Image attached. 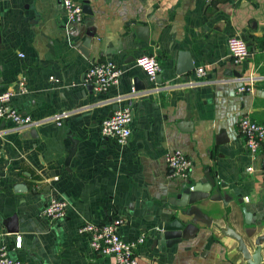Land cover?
Masks as SVG:
<instances>
[{
    "label": "crops",
    "instance_id": "1",
    "mask_svg": "<svg viewBox=\"0 0 264 264\" xmlns=\"http://www.w3.org/2000/svg\"><path fill=\"white\" fill-rule=\"evenodd\" d=\"M76 1L84 10L78 23L60 0H0V92L14 90L11 105L39 122L19 128L0 119V246L23 264H115L93 253L78 227L121 216L124 239L146 233L137 264H245L222 229L240 234L251 252L264 234L242 211L264 216V140L251 156L237 127L245 115L264 126V0ZM232 35L250 52L239 64L226 45ZM141 54L158 60L156 81L135 63ZM104 61L121 69L119 82L88 90V67ZM249 77L252 90L238 92ZM124 107L131 134L119 145L100 136L99 124ZM173 150L192 160L186 178L170 175L165 155ZM206 172L225 185L194 205L210 224L179 212L198 230L161 252L158 214ZM52 198L68 207L50 221L40 212Z\"/></svg>",
    "mask_w": 264,
    "mask_h": 264
},
{
    "label": "built area",
    "instance_id": "2",
    "mask_svg": "<svg viewBox=\"0 0 264 264\" xmlns=\"http://www.w3.org/2000/svg\"><path fill=\"white\" fill-rule=\"evenodd\" d=\"M60 3L70 22L78 23L83 20L84 12L80 2L60 0ZM226 45L232 61L236 64L241 63L250 55L246 41L239 35L230 36ZM20 55L23 56L22 53ZM135 63L144 70L150 80H153L160 70V64L153 54H141L136 58ZM121 73V69L112 61L98 62L88 67L84 82L92 84L96 91H106L119 82ZM195 73L198 77H202L206 74V70L198 67ZM248 80V85H241L238 92L252 90L253 78L249 77ZM14 94L15 91L12 89L0 92V119L10 120L19 128L37 126L39 122L35 121L30 114L21 112L11 105V98ZM65 117V114L56 115L54 120L59 123ZM131 120L132 114L129 107L115 109L101 120L99 134L106 140L123 145L131 134ZM237 127L247 152L254 156L264 140V126L245 115L239 119ZM165 161L171 176L186 178L192 167V160L179 150L167 152ZM67 207L65 200L52 198L41 210L40 216L50 221L60 219L65 217ZM124 223V218L121 216L113 217L103 224L86 221L79 225L78 233L87 239L93 253L112 257L115 264H137V251L144 244L146 233L142 232L132 239H124L120 233ZM16 246L18 248L20 246L19 236ZM0 264L23 263L9 256L7 246H0Z\"/></svg>",
    "mask_w": 264,
    "mask_h": 264
},
{
    "label": "water",
    "instance_id": "3",
    "mask_svg": "<svg viewBox=\"0 0 264 264\" xmlns=\"http://www.w3.org/2000/svg\"><path fill=\"white\" fill-rule=\"evenodd\" d=\"M84 12V10H83ZM86 38L84 40V48H81V52L87 55V48L91 42V33L86 34ZM143 38V37H142ZM144 40L148 38L144 36ZM189 69H193L192 64H190L189 68L183 69L179 66V70L177 73L183 71H187ZM156 81V77L154 78ZM84 82V78L82 80ZM58 82V79L55 80V83ZM88 90H93V85L87 83ZM136 88V87H135ZM137 90V88H136ZM111 114V113H110ZM109 114V115H110ZM72 147L68 150V155L65 159L64 165L69 166L70 160L72 156L76 152L77 140L71 141ZM205 180H201L199 182H195L194 184L189 185V183L185 184L181 187L180 194L178 199L175 202L169 201L170 206L166 208V210L161 211L159 215V222L156 226L155 233V241L157 248L164 252L165 249H171L173 246L181 241L182 238L189 237L188 234L197 231L198 228L193 224V222H184L178 216L180 214L184 215H193L195 219H203L206 224H210V220L204 215L196 206H194L198 201L208 198L209 193L214 189L215 192L219 194L220 187H224L225 185L222 182H219L216 177L204 173ZM164 204V202H162ZM188 208H184L187 207ZM242 211L244 214V220L246 223L251 224L254 223L256 225H264V216L256 219L255 216L246 210V207H242ZM180 212V214H179ZM176 215H178L176 217ZM14 231V230H13ZM222 233L233 238L237 242L238 252L242 255V258L245 264H262V242H264V234L258 235L254 240V250L251 252L249 246L245 242L244 238L235 232L232 228L226 227L222 229ZM55 264V262H53Z\"/></svg>",
    "mask_w": 264,
    "mask_h": 264
}]
</instances>
